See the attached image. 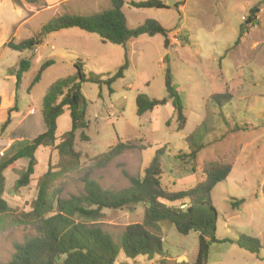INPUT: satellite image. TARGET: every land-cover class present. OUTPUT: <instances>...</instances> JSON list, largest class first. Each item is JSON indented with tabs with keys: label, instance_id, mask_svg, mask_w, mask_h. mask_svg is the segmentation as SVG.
<instances>
[{
	"label": "rangeland",
	"instance_id": "rangeland-1",
	"mask_svg": "<svg viewBox=\"0 0 264 264\" xmlns=\"http://www.w3.org/2000/svg\"><path fill=\"white\" fill-rule=\"evenodd\" d=\"M131 1L148 0H125L122 11L128 27L136 28L147 20H156L169 31L172 44L165 48L161 35L131 39L127 44L128 69L124 77L111 86L112 93L106 85L101 88L89 82L81 85L87 101L89 126L85 133L89 140H81L80 132L77 133L75 149L81 153L80 167L61 176V196L69 198L84 193L86 175L105 190L128 189L131 187L128 176L142 177L162 148L165 149L161 156L164 185L172 192L192 188L195 185L193 161L181 153L189 152L186 139L205 120V129L195 141L204 146L198 155V164L205 165L219 156H227L225 162L232 165L228 178L211 193L218 213L216 238L219 242L211 244L207 264H264V13L257 19L258 24L250 25L240 43L235 45L245 22L242 18L248 17L253 6L264 5V0H160L169 9H137L130 6ZM176 3L180 4L177 9ZM14 5L21 8L16 9ZM109 9L111 0H36L34 3L0 0V44L6 39L21 42L36 37L44 25L60 16H92ZM46 40L50 46L69 50L73 58L55 59L30 90L41 65L50 60L49 47L41 48L40 52H17L0 47V74L6 67L17 64L18 68L20 59L31 61L18 93L20 104L32 102L40 109L43 97L56 80L76 75L77 60L83 63L87 75L94 73L103 78L113 75L124 64L123 47L102 42L98 35L78 28L51 33ZM166 69H170L184 102L187 122L182 131L177 130L179 124L171 103L143 116L137 115L139 94L158 100L167 97ZM226 92L232 94L231 101L223 105L211 101L212 95ZM66 115L65 112L59 118L56 143L70 130L71 121ZM38 116H41L40 111ZM247 125L251 129H244ZM1 127L2 124L0 152L4 156L0 153V159L8 155L4 150L7 133ZM118 142H131L135 148L101 165L97 157ZM36 156V172L28 187L14 189L15 180L27 164L26 159L5 173V199L17 215L31 210L39 179L49 164L55 167L59 161L57 152L49 148H41ZM234 200L244 202L233 208ZM164 203L179 206V202ZM103 214L96 223L119 244L126 226L143 220L144 205L105 209ZM7 224L9 226L0 231V263L12 259L16 244L36 235L29 226ZM162 226L164 258L131 259L119 248L116 264H160L161 259L167 264L193 263L198 252V233L182 235L168 221ZM240 235L261 241L259 255L232 243Z\"/></svg>",
	"mask_w": 264,
	"mask_h": 264
},
{
	"label": "trees",
	"instance_id": "trees-1",
	"mask_svg": "<svg viewBox=\"0 0 264 264\" xmlns=\"http://www.w3.org/2000/svg\"><path fill=\"white\" fill-rule=\"evenodd\" d=\"M30 3L36 0H28ZM125 0H111V9L101 11L92 16L64 15L55 18L44 25L36 37L24 40L18 44L10 41L7 47L23 52L34 50L42 45L46 36L70 28H78L88 33L96 34L102 42L111 43L124 48V64L113 75L106 78L101 75L84 71V65L77 60L74 64L75 76H68L56 80L49 88L42 102L43 120L46 126L45 132L39 134L22 145L5 158L0 160V231L4 230L7 223L13 226H29L35 230L36 235L28 238L23 243L15 245L12 259L0 264H116L119 248L126 257L136 259L143 256L148 260L164 258L163 246L164 231L163 222H170L178 233L189 235L198 233V252L193 263L181 262L175 264H207L210 246L219 242L216 238L218 213L212 203L211 193L221 182L225 181L232 171L231 163L225 162L226 157L219 156L215 161L205 165L198 164V155L203 145L195 143L197 136L205 129L206 122L198 125L195 131L186 139L189 152L182 156L191 158L195 185L184 191L172 192L164 185L161 156L165 149H159L142 177L128 176L131 187L120 191H111L101 186L86 175L83 179L84 193L72 195L69 198L61 196L63 189L59 184L61 176L78 170L80 167L81 153L75 149L77 133L80 138L88 141L89 136L85 130L89 126L87 120V101L82 94L81 85L85 82L97 84L100 88L111 86L124 77L128 69L127 43L131 39L142 35H161L164 38V47L169 48L171 40L169 31L156 20H147L136 28H129L127 18L122 9ZM180 4L174 6L177 9ZM130 6L137 9H169L170 7L160 0H148L142 2L131 1ZM260 3L249 10V15L240 27L236 44L247 33L250 25H257L256 13ZM54 64L53 60L43 63L33 79L30 88L37 84L43 72ZM31 68V61L22 59L15 73L16 85L20 86L24 73ZM165 88L167 97L158 100L150 99L144 94L136 97L137 115L143 116L147 112L171 103L178 121V131L184 130L186 116L184 114V102L181 92L174 84L170 69L165 72ZM232 94H215L211 96L212 102L223 105L231 101ZM2 124L5 130L11 123V112ZM68 109L70 113L71 128L63 134L59 143L57 141L58 119ZM239 129V127H236ZM244 129H251L247 125ZM195 146V147H192ZM48 149L57 152L59 161L54 167L49 164L47 171L37 183V196L31 203V210L20 215L10 207L5 199L7 179L5 171L11 168L17 161L26 159L27 164L14 182V189L28 187L36 172L38 164L37 152L39 149ZM131 142L118 144L108 149L97 157L101 165H106L115 157L126 150L134 149ZM4 156V154H3ZM51 156V155H50ZM49 156V157H50ZM51 158V157H50ZM177 158V157H176ZM180 158V157H179ZM180 202L179 206H169L164 202ZM244 200H234L233 208L239 207ZM143 204L144 215L141 222L130 223L126 226L120 243H116L113 236L102 229L96 222L103 217L105 209L118 210L129 208L132 205ZM233 244L252 254L259 255L262 243L258 238L240 235ZM160 264H167L161 259Z\"/></svg>",
	"mask_w": 264,
	"mask_h": 264
},
{
	"label": "crops",
	"instance_id": "crops-1",
	"mask_svg": "<svg viewBox=\"0 0 264 264\" xmlns=\"http://www.w3.org/2000/svg\"><path fill=\"white\" fill-rule=\"evenodd\" d=\"M14 7L16 9L21 8V7H18L16 5H14ZM26 9H28V7ZM29 12H31V11L29 10ZM19 15H20V13H19ZM63 32H64V30L60 31L59 33H63ZM55 33H58V32H55ZM47 37L48 36H46V38ZM46 38L44 40V43L42 45L36 47L33 50V52H40L41 48L47 46V47H49V50H47V52H48V55L50 56V60H53L54 63H55V59H58V58H61V59H72L73 58V54L70 53L69 50H67L66 48H57L53 45L50 46V44L46 40ZM10 41L14 42V40H12V39H6V40L2 41V43L0 44V47L8 49V47L6 45ZM14 43L18 44L20 42H14ZM20 60H19V62H20ZM19 62H18V66H19ZM16 65L6 67L4 69V72L2 74H0V124H3L5 122V120L8 117V112L11 109H13L15 106L17 107V109L15 111L11 112V114H10L11 123L6 128V133H7L6 140L7 141L5 143V149L4 150L8 154L17 150L22 145V143L30 141L33 138H35L36 136H34V135H36L37 133L41 134V133L45 132V130H46V126H45V123L43 120L42 103L40 105V109H38L32 102H26L25 101V102L20 104L18 101V97H19L18 93H19V90L23 84V79L21 81L20 86L17 87L15 73L17 72L18 68H16ZM26 73H24V75ZM24 75H23V78H24ZM30 89L31 88H29V90ZM42 102H43V100H42ZM38 111L41 112L40 117L38 116ZM65 112L67 114L66 116L68 117V119H70V113H69L68 109H65L64 113ZM58 123H59V119H58ZM70 128H71V124H70ZM0 153L3 156V152H0ZM23 160H25V159H21V160L17 161L15 164H17L18 162L23 161ZM14 165L9 169H12L14 167ZM6 171H5V173H6ZM179 205H181L180 202H179Z\"/></svg>",
	"mask_w": 264,
	"mask_h": 264
},
{
	"label": "built area",
	"instance_id": "built-area-1",
	"mask_svg": "<svg viewBox=\"0 0 264 264\" xmlns=\"http://www.w3.org/2000/svg\"><path fill=\"white\" fill-rule=\"evenodd\" d=\"M264 13V5H261L260 7H258L257 9V13H256V18L258 19L260 14ZM248 18V17H247ZM246 17H243L242 20L246 21L247 20ZM2 155V154H1Z\"/></svg>",
	"mask_w": 264,
	"mask_h": 264
}]
</instances>
